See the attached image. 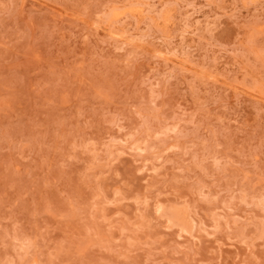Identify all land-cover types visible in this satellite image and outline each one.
I'll return each mask as SVG.
<instances>
[{
    "label": "rangeland",
    "instance_id": "rangeland-1",
    "mask_svg": "<svg viewBox=\"0 0 264 264\" xmlns=\"http://www.w3.org/2000/svg\"><path fill=\"white\" fill-rule=\"evenodd\" d=\"M0 264H264V0H0Z\"/></svg>",
    "mask_w": 264,
    "mask_h": 264
}]
</instances>
